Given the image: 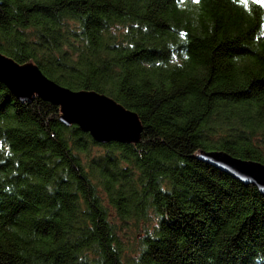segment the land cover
Returning a JSON list of instances; mask_svg holds the SVG:
<instances>
[{"label": "trees", "instance_id": "1", "mask_svg": "<svg viewBox=\"0 0 264 264\" xmlns=\"http://www.w3.org/2000/svg\"><path fill=\"white\" fill-rule=\"evenodd\" d=\"M0 52L143 127L99 144L0 83V264H123L118 219L130 264H264V193L195 156L264 164V0H0Z\"/></svg>", "mask_w": 264, "mask_h": 264}, {"label": "water", "instance_id": "2", "mask_svg": "<svg viewBox=\"0 0 264 264\" xmlns=\"http://www.w3.org/2000/svg\"><path fill=\"white\" fill-rule=\"evenodd\" d=\"M0 83L21 103L34 97L59 107V121L76 125L99 144H137L143 130L138 115L95 91H72L48 79L32 62L19 64L0 52ZM196 159L264 193V164L236 159L224 151L198 150Z\"/></svg>", "mask_w": 264, "mask_h": 264}, {"label": "rangeland", "instance_id": "3", "mask_svg": "<svg viewBox=\"0 0 264 264\" xmlns=\"http://www.w3.org/2000/svg\"><path fill=\"white\" fill-rule=\"evenodd\" d=\"M3 55L9 56L4 52H1ZM105 149L100 146L92 145L90 148H88V151L86 153H83L81 155V159L83 163L85 164V168L88 167L89 163L94 160H98L100 157H102L103 154H105ZM115 214V212H114ZM149 217V225L151 226L153 223H155V217L153 216V213L151 210H149L148 213ZM116 221V219H115ZM116 223L119 226V237L122 242V245L124 247L123 255H122V262L123 264H130L132 263L137 255L138 249L137 245L139 242V236L140 231L138 233V229L141 225L140 221H132L129 220L127 223L120 222L118 219ZM146 225H148V221L146 222Z\"/></svg>", "mask_w": 264, "mask_h": 264}, {"label": "snow or ice", "instance_id": "4", "mask_svg": "<svg viewBox=\"0 0 264 264\" xmlns=\"http://www.w3.org/2000/svg\"><path fill=\"white\" fill-rule=\"evenodd\" d=\"M245 3H247V0H244ZM253 2H256V0H253Z\"/></svg>", "mask_w": 264, "mask_h": 264}]
</instances>
